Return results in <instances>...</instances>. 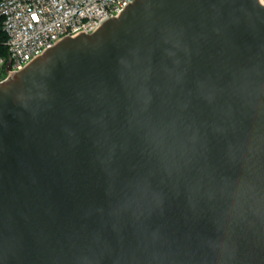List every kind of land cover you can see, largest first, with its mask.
<instances>
[{"label": "water", "instance_id": "1", "mask_svg": "<svg viewBox=\"0 0 264 264\" xmlns=\"http://www.w3.org/2000/svg\"><path fill=\"white\" fill-rule=\"evenodd\" d=\"M0 264H264L262 0H134L0 82Z\"/></svg>", "mask_w": 264, "mask_h": 264}, {"label": "built area", "instance_id": "2", "mask_svg": "<svg viewBox=\"0 0 264 264\" xmlns=\"http://www.w3.org/2000/svg\"><path fill=\"white\" fill-rule=\"evenodd\" d=\"M134 0H0L6 57L0 82L23 70L62 39L92 34ZM9 71H7V64Z\"/></svg>", "mask_w": 264, "mask_h": 264}, {"label": "trees", "instance_id": "3", "mask_svg": "<svg viewBox=\"0 0 264 264\" xmlns=\"http://www.w3.org/2000/svg\"><path fill=\"white\" fill-rule=\"evenodd\" d=\"M6 38L1 30V22H0V57H6L7 49L5 46Z\"/></svg>", "mask_w": 264, "mask_h": 264}, {"label": "bare ground", "instance_id": "4", "mask_svg": "<svg viewBox=\"0 0 264 264\" xmlns=\"http://www.w3.org/2000/svg\"><path fill=\"white\" fill-rule=\"evenodd\" d=\"M262 4H264L263 0H262Z\"/></svg>", "mask_w": 264, "mask_h": 264}, {"label": "rangeland", "instance_id": "5", "mask_svg": "<svg viewBox=\"0 0 264 264\" xmlns=\"http://www.w3.org/2000/svg\"><path fill=\"white\" fill-rule=\"evenodd\" d=\"M263 2H264V0H263Z\"/></svg>", "mask_w": 264, "mask_h": 264}]
</instances>
